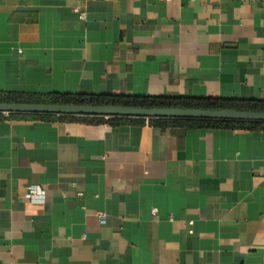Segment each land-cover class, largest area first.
Listing matches in <instances>:
<instances>
[{
	"label": "crops",
	"instance_id": "obj_1",
	"mask_svg": "<svg viewBox=\"0 0 264 264\" xmlns=\"http://www.w3.org/2000/svg\"><path fill=\"white\" fill-rule=\"evenodd\" d=\"M50 94L264 101V0H0V96ZM38 115L0 113V264H264L263 130Z\"/></svg>",
	"mask_w": 264,
	"mask_h": 264
},
{
	"label": "trees",
	"instance_id": "obj_2",
	"mask_svg": "<svg viewBox=\"0 0 264 264\" xmlns=\"http://www.w3.org/2000/svg\"><path fill=\"white\" fill-rule=\"evenodd\" d=\"M0 102L21 104H54V105H88V106H120L145 109H199V110H236L264 112V101H233L217 99H164L122 96H94V95H60L44 96H0ZM51 117L49 115H38ZM98 120V119H97ZM127 120L126 118H112L105 122L114 125ZM98 122H104L99 119ZM153 125L163 127L167 124H186L198 128H216L227 130L264 131L262 122H234L192 119H151Z\"/></svg>",
	"mask_w": 264,
	"mask_h": 264
},
{
	"label": "water",
	"instance_id": "obj_3",
	"mask_svg": "<svg viewBox=\"0 0 264 264\" xmlns=\"http://www.w3.org/2000/svg\"><path fill=\"white\" fill-rule=\"evenodd\" d=\"M0 113L48 114L61 116H95L102 118H142V119H192L234 122H262L264 112L236 110L199 109H145L120 106L21 104L0 102Z\"/></svg>",
	"mask_w": 264,
	"mask_h": 264
},
{
	"label": "built area",
	"instance_id": "obj_4",
	"mask_svg": "<svg viewBox=\"0 0 264 264\" xmlns=\"http://www.w3.org/2000/svg\"><path fill=\"white\" fill-rule=\"evenodd\" d=\"M88 2H96V1H100V2H108L110 0H86ZM164 1H170V0H164ZM193 1V0H190ZM240 1H249V2H258V1H263V0H240ZM80 17H82L80 15ZM28 198L32 199V200H42V192L36 188V187H32L30 188L29 192H28ZM154 214V211H153ZM99 221L101 223H103L104 218L102 216L99 217Z\"/></svg>",
	"mask_w": 264,
	"mask_h": 264
}]
</instances>
